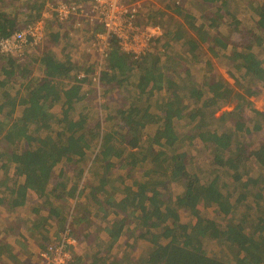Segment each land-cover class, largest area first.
Here are the masks:
<instances>
[{"label": "trees", "instance_id": "trees-1", "mask_svg": "<svg viewBox=\"0 0 264 264\" xmlns=\"http://www.w3.org/2000/svg\"><path fill=\"white\" fill-rule=\"evenodd\" d=\"M7 1L22 3L19 8L25 10L9 11ZM47 1L0 0V40L42 19ZM62 1L49 0L55 6ZM186 1L176 0L170 7L174 14L166 7L147 12L151 20L167 18L158 21L164 32L151 38L140 54L109 38L99 70V60L81 62L70 52L58 55L56 46L61 41L69 44L68 27L48 30L45 40L21 57L0 49V169L14 166L13 183L8 182L9 176L0 180L4 189L0 204L23 206L30 191L45 197L47 214L35 208L36 216L27 226L30 234L42 238L39 248L54 242L48 226L57 224L59 239L85 237L86 256L72 252L74 264L85 260L87 264H264V142L254 145L245 136L241 141V132L249 135L262 125L250 127L242 114H234L242 104L252 105L250 98L261 94V83L264 88V0H247L253 20L242 30L244 34L234 31L238 40L212 31L213 23L199 24ZM232 1L204 0L203 6L216 8V18L204 16L207 12L202 18L228 19L224 23L232 31L242 27L244 19L225 10ZM76 19L58 23L68 25ZM84 29L93 30L91 38L96 35L88 21ZM178 41L185 47L184 55L172 48ZM223 48L236 87L218 70L207 74ZM200 62L205 63V73L198 80L195 70ZM94 80L103 88L107 113L91 124L88 105L83 104L90 97L83 87ZM114 94L120 98L118 105L112 104ZM233 99L239 101L232 111L235 123L222 134L203 132L208 110ZM183 119L189 124L199 120L194 128L201 130L195 136L214 143L215 171L209 176L190 170L187 154L179 150L182 134L177 125ZM104 120H114L106 132ZM151 129L154 133L148 135ZM90 136L97 140L91 142ZM147 161L166 163L165 170L143 168ZM64 162L74 169L68 178L61 177ZM58 168L62 180L49 190ZM122 168L125 172L119 174ZM218 170L226 172L229 180L222 179ZM152 173L161 176L155 180ZM173 182L184 183L183 191L174 197L168 191ZM204 208H213L216 218ZM182 212L192 219L183 222ZM128 231L143 239L144 249L137 257L126 250L123 255L114 252ZM206 239H214L220 248L208 251ZM128 246L134 248L125 243ZM7 252L9 259L20 261L18 251L0 238V264L8 263Z\"/></svg>", "mask_w": 264, "mask_h": 264}, {"label": "rangeland", "instance_id": "rangeland-1", "mask_svg": "<svg viewBox=\"0 0 264 264\" xmlns=\"http://www.w3.org/2000/svg\"><path fill=\"white\" fill-rule=\"evenodd\" d=\"M12 1V0H10ZM60 1V0H59ZM71 1V0H69ZM76 1V0H75ZM80 2H83L84 0H77ZM182 1V0H181ZM15 2V1H13ZM27 1L23 2V4H26ZM11 2H6L5 6L7 10H25V7L19 8L21 4H18V2H15L18 4V6H15V3L10 4ZM30 3H33L32 0H30ZM176 3V0H154L152 7H160V8H165L171 13L174 14L173 10H170V7H174ZM186 7L189 8L190 12L193 13V15L196 16L197 22L200 23H205V24H214V27L211 28L212 31L214 30H219L221 35L224 39H233V40H238V35L234 31L242 32V30H246V28L250 27V24L253 20V14H252V9L248 6L247 0H233L231 4H229L228 7H226L225 10L232 12V14H237L239 17L244 19V24L240 28H237L232 31L231 28H228V25L225 24L224 22H228V19H209L208 17L202 18V13L207 12L204 16H213L216 18V8L214 6H210L209 4H206V6H203L204 0H187L186 2ZM56 6L52 3L49 2V0L46 3V6L42 10L43 14H47V17L44 15L42 18L45 23V27L48 30H65V27H68L66 29V32L70 30L69 32V44L68 46L66 45L65 41H61L58 46H56V51L59 56H63L66 52L72 53L73 56H77L79 61L83 62L85 60H89L91 63L97 62L96 66L97 69L99 70L100 67H102V51H103V46L99 42L100 40L95 39V36L100 34L101 32H104V28L98 24V23H91V25L96 28L94 32L96 33L95 36L91 38V35L93 30H85L84 25L87 23L86 18H82L73 21H70L67 24H59L58 21H56L55 17L53 16V12ZM42 14V15H43ZM24 16V15H23ZM22 18V16H21ZM161 18H167L166 16H157L156 20L152 19L150 17H144L141 18L139 21V27L142 29L144 28L146 31L149 33L155 32V37L161 35L162 28L158 25V23L161 21ZM74 19V18H71ZM69 19V20H71ZM181 19V18H180ZM155 20V21H154ZM157 21V22H156ZM159 21V22H158ZM84 22V23H83ZM89 22V21H88ZM76 23V24H75ZM90 23V22H89ZM81 25L80 28H78ZM161 25V26H162ZM159 26V29L156 27ZM150 28V29H147ZM154 28V29H153ZM156 28V29H155ZM80 29V30H79ZM164 32V30H163ZM97 35V36H98ZM237 37V38H236ZM207 44V43H205ZM221 46V45H220ZM32 46L27 47L25 50L24 54L26 52L31 51L33 48H30ZM65 47V50H62V48ZM173 50L177 52L180 55H184V46L180 44L178 41L173 47ZM208 48V44L204 45V55L206 56V53ZM219 52L220 56L218 58H214L215 61V66L207 73L210 75V72H215L217 71L220 74V77H223L226 79L233 87H236V82L235 80L230 77L228 74V69L229 66L227 64V61L225 57L223 56L225 49L220 50ZM23 54V55H24ZM104 55V54H103ZM212 57V56H208ZM99 64V65H98ZM204 62H200L196 65V76L197 79H202L204 73H205V68L203 69ZM262 83L260 85L261 87V94L258 96L251 97L250 100L252 101L251 106H247V104H242V108H239L235 113H239V115H243L245 122H247L248 126L253 127L255 123L260 122L262 127L260 130H255L253 129L252 133L249 135H245L244 132H241V141L243 140L242 137L245 136V140L248 142H253L254 145H259V143L262 141L264 142V88H262ZM84 93H86L87 97H90V100H86L83 102V104L88 105V110L90 111L91 115V124H94V122L97 120V118L102 114L104 118L106 117V109H103V105L106 103L104 98H102V93H103V88L101 87L100 84L97 83V81L94 80L93 83L86 85L83 87ZM113 98L115 100L112 101V104L118 105L120 98L117 99V96L114 94ZM105 102V103H104ZM238 100L233 99L232 102L230 103H224L221 102L220 104L212 107L211 109L208 110V113L205 115V121L207 124H202V131L203 132H212V131H218L220 134H222L225 129L229 127V125L235 123V119H237L236 116L232 113L234 111L235 105L238 103ZM102 107V108H101ZM257 111L262 112V115H259ZM74 116V115H73ZM114 120H111L107 122L104 120V132L109 131L111 129L110 123H112ZM199 122V120H196L193 124H189L187 122V119H183L180 121L177 125L178 131L180 134H182V138L180 139V146L179 150L184 151L187 154V163L189 166V169L192 171H197L198 173H203L206 176L211 175L215 171L211 165L212 157H213V146L214 143L202 140L200 137H196L195 135L200 132L201 129H195L194 126ZM154 133V130L151 129L150 134L151 135ZM193 135V137H190ZM95 139V140H94ZM91 142L96 141L97 138H94L93 136H90ZM250 145L252 146V144ZM165 165L166 163H156V164H149L148 161L145 162L142 167L146 169H149L151 166L155 167L154 169L158 170H165ZM62 166L64 168L63 175L61 177L63 178H68L72 175L74 169L72 168L69 170L67 167L68 164L65 162L62 163ZM89 166V165H88ZM120 166V163L118 162L115 169ZM13 165L11 168L7 169H0V180L5 179L6 177H10L8 179V182L13 183L12 180H10L13 176ZM145 171V170H144ZM221 175L222 179L224 180H229L226 172H223L222 170H218ZM116 172V171H115ZM125 172V169L122 168L119 170V174H123ZM210 172V173H207ZM139 173V172H138ZM138 173L134 175H138ZM54 177L52 179V184L49 186V190H51L53 187V184L55 183L56 180H62L59 177V168L54 172ZM154 177L155 180L156 178H159L157 173L156 174H151L150 176ZM84 175H82L80 178H82L81 182L83 181ZM89 174V178H91ZM165 179V177L163 176ZM8 183V184H10ZM184 189V183H172L171 187L168 189L172 196H176L177 194L181 193ZM0 196L3 193V187L0 188ZM7 195V198H10V193L9 191L5 193ZM44 200L45 197L40 198L35 192L30 191L26 200V203L23 206L20 207H13L11 208L8 204H0V238L4 239L5 241L9 242L15 250L18 251V253L21 255V258L19 259L20 261H14L13 259H9V253H4V256H6L5 262H8L7 264H42V260L39 256V252L43 250L42 248H39L38 242L42 239L39 234L32 235L30 234V229L28 228L31 223V219L36 216L34 213V209L39 208L42 214H47V207L44 206ZM73 202V200H71ZM83 207H87V204L84 202ZM68 209H65L64 211H67ZM208 216L212 218H216V213L214 212L213 208L205 209L203 210ZM249 212V211H248ZM68 212H66L67 214ZM192 219V216L189 213L182 212L181 220L183 222H189ZM54 225V221L51 222ZM28 226V227H27ZM12 227L14 228L12 230ZM50 228V234L52 235V240L54 239V242L59 241L60 239L56 236V232L58 231V225L54 226H48ZM9 229V231H5ZM62 237V236H61ZM84 237V236H83ZM83 237L79 235V240L76 243H70L68 245V249L70 252H77L80 254H84L87 252V244L86 240L82 242ZM95 237V236H93ZM92 237V238H93ZM85 238V237H84ZM90 238V239H92ZM140 241V242H139ZM143 239H138L135 236V233H132L130 231L127 232L126 236H123L117 243L116 246H114V252L118 253L120 255H123V252L126 250L127 252L132 254V257H137L139 254L142 252L144 249L143 245L144 243L141 242ZM52 242V243H54ZM132 243L134 244V248L128 246L125 248V243ZM136 242V243H135ZM101 246L98 247L100 249ZM205 248L210 251V252H215L217 251L220 246L218 243L213 239L209 240L206 239L205 242ZM96 253V250L93 251V255ZM86 256V255H85ZM86 259V258H85ZM81 264H87V260L84 262H81Z\"/></svg>", "mask_w": 264, "mask_h": 264}, {"label": "built area", "instance_id": "built-area-1", "mask_svg": "<svg viewBox=\"0 0 264 264\" xmlns=\"http://www.w3.org/2000/svg\"><path fill=\"white\" fill-rule=\"evenodd\" d=\"M88 1L87 3L77 0L62 1L56 8L54 7L53 16L61 23L71 18L82 17L90 23L100 24L104 32L97 34V40H100L103 46L102 53L111 37L118 39L124 50L136 54H140L150 45L151 38L156 33H149L138 24L141 18L146 17L154 0ZM44 15L47 17V14L44 13L43 17ZM156 28L159 29V26ZM46 32L44 20L40 19L33 25L2 38L1 52L21 57L29 44L30 46L41 44L46 38ZM76 242L74 238L65 235L59 241L49 244L39 252L42 264H74L73 254L69 251L68 245Z\"/></svg>", "mask_w": 264, "mask_h": 264}, {"label": "crops", "instance_id": "crops-1", "mask_svg": "<svg viewBox=\"0 0 264 264\" xmlns=\"http://www.w3.org/2000/svg\"><path fill=\"white\" fill-rule=\"evenodd\" d=\"M57 31V30H56Z\"/></svg>", "mask_w": 264, "mask_h": 264}]
</instances>
